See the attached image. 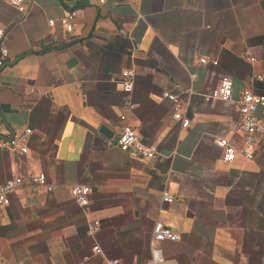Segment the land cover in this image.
Masks as SVG:
<instances>
[{"label":"crops","instance_id":"0c3cea01","mask_svg":"<svg viewBox=\"0 0 264 264\" xmlns=\"http://www.w3.org/2000/svg\"><path fill=\"white\" fill-rule=\"evenodd\" d=\"M70 11L67 32L59 20ZM0 27V139L32 131L26 154L0 149V185L25 183L0 210V264H105L94 245L144 264L156 222L181 235L161 243L162 264H264V147L222 162L213 139L231 126L233 103L203 98L223 76L234 101L243 87L264 90L254 79L264 76V0H30L25 13L0 0ZM126 69L136 72L127 123L156 161L116 146ZM41 173L52 192L31 183ZM76 184L92 188L86 208L70 195Z\"/></svg>","mask_w":264,"mask_h":264},{"label":"built area","instance_id":"2783aa9c","mask_svg":"<svg viewBox=\"0 0 264 264\" xmlns=\"http://www.w3.org/2000/svg\"><path fill=\"white\" fill-rule=\"evenodd\" d=\"M30 0H10L19 12H26V5ZM108 0H98V5H103ZM76 19V11H70L59 20V23L67 31L71 32L74 27ZM52 26L54 21H49ZM5 37L4 28L0 27V67L8 57V48L3 44ZM205 58H200L199 63L205 64ZM136 72L134 69H126L121 72L122 83V109L123 113L120 116L119 132L116 136V146L123 152L132 151L133 153L144 157L150 161H156L160 158V154L154 145L140 134V132L127 123V113L133 111L136 103L133 100L132 92ZM258 82H264V76L256 75L254 78ZM232 80L223 76L218 85L210 92L203 95L204 101L207 103L222 101L233 103L234 118L231 126L227 129L224 136L214 137V144L221 151V160L224 163H231L237 156H241L246 160H253L257 153L264 147V90L260 93L256 92L252 87H243L239 91V97L236 101L233 100ZM163 96L170 99L173 104V118L181 123L182 127H187L189 124L188 118L184 115L181 104L177 97L170 93H163ZM262 111L263 115H258ZM32 134L31 129L27 128L24 132L19 134H12L8 138L0 139V149L9 150L21 154L28 152V140ZM233 135L240 137L239 142L232 139ZM36 190H44L45 192H52L54 186L46 182V177L43 173L37 175L31 180ZM25 185L21 176L12 175L2 185H0V210L10 204V194L20 189ZM71 197L82 208H86L90 201L92 188L87 185H72L69 188ZM160 200L165 203L174 201V196L163 192ZM101 228L99 221H89L87 223L86 235L93 237ZM181 240L180 233L170 229L162 223L156 222L153 225L150 239V257L144 264H162L163 250L161 243L164 241L178 242ZM93 255L104 259L105 264H120L114 259H105L102 249L94 245L92 248Z\"/></svg>","mask_w":264,"mask_h":264},{"label":"water","instance_id":"95a60500","mask_svg":"<svg viewBox=\"0 0 264 264\" xmlns=\"http://www.w3.org/2000/svg\"><path fill=\"white\" fill-rule=\"evenodd\" d=\"M105 130L106 129L104 127H101V129H100L101 132H105Z\"/></svg>","mask_w":264,"mask_h":264}]
</instances>
